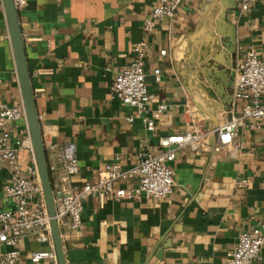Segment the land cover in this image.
<instances>
[{"label":"crops","instance_id":"crops-1","mask_svg":"<svg viewBox=\"0 0 264 264\" xmlns=\"http://www.w3.org/2000/svg\"><path fill=\"white\" fill-rule=\"evenodd\" d=\"M153 3L25 0L16 9L41 142L74 144V186L90 181L116 157L121 170L132 167L141 141L152 147L160 136L191 130L187 109L199 129L211 131L238 114L231 97L237 53L250 44L264 59V0H247L246 10L242 0H185L173 17L145 34L142 23ZM142 40L148 45L144 81L153 96L148 113L157 103L167 105L152 131L137 119L126 122L133 108L109 99L113 78ZM225 63L229 67L222 69ZM0 104L22 107L1 0ZM9 125L6 146L16 151L21 169L35 167L25 120ZM213 143L210 132L201 147L175 152L167 163L171 192L160 201L141 195L84 200L80 229L60 231L64 264H224L241 231L260 225L264 237V118L247 121L233 145L217 153ZM9 182L10 172L0 161V209L10 207L2 199ZM136 183L131 178L115 185ZM51 250V238L39 242L27 236L15 264H57L29 260L33 251ZM254 264H264V242Z\"/></svg>","mask_w":264,"mask_h":264},{"label":"built area","instance_id":"built-area-1","mask_svg":"<svg viewBox=\"0 0 264 264\" xmlns=\"http://www.w3.org/2000/svg\"><path fill=\"white\" fill-rule=\"evenodd\" d=\"M184 1L154 0L149 15L143 20V32L148 34L158 21L173 17ZM12 2L15 9L25 5V0ZM240 8L247 9V0H242ZM147 47L145 40L132 47L131 60L124 69L116 73L109 86V99L133 108L134 115L125 117L126 122L131 123L137 119L145 131H152L167 105L157 103L148 113L147 106L153 102V96L147 91L143 73ZM159 53L163 55V51ZM152 72L154 79L158 80V70L153 69ZM231 97L239 104V113L231 115L212 131L199 129L193 112L187 109L192 124L191 130L160 136L152 147H147L144 141H141V150L137 153V161L132 167L121 170L116 163V157L114 163L105 165L90 181L79 186L72 184V179L77 173L74 144L45 142L42 146L46 150V167L54 207L53 218L59 236L61 230L80 229L82 202L89 197H96L99 201L106 198L113 201L131 200L138 195L155 202L164 199L170 194L173 185V172L167 163L174 159L177 150L185 147L195 150L201 147L205 137L213 132L212 151L217 153L233 145L238 128L245 126L247 121L257 122L264 118V59L257 57L250 44L237 53L233 67ZM20 119H24L22 107L0 104V161L6 164L10 172V182L2 193L3 201L10 207L0 209V264H15L18 261V245L27 236L39 242L50 241L49 217L36 169H21L16 151L6 146L11 132L9 123ZM131 178L137 181L133 187L123 188L115 185L117 181ZM239 183H243V180ZM260 229V225H253L241 231L232 248L225 253L224 264H254L259 259V250L264 242ZM29 260L55 261V254L53 250L33 251Z\"/></svg>","mask_w":264,"mask_h":264},{"label":"water","instance_id":"water-1","mask_svg":"<svg viewBox=\"0 0 264 264\" xmlns=\"http://www.w3.org/2000/svg\"><path fill=\"white\" fill-rule=\"evenodd\" d=\"M1 2L3 13L5 15L7 23L8 38L11 45V51L21 96V104L24 112V120L27 127L34 166L36 169L37 179L45 204L46 212L49 217V233L52 247L57 264H64L59 230L53 218L54 207L52 203L49 176L46 167L45 154L40 138L37 116L34 109L33 95L30 88L28 72L24 60L23 42L20 35V28L17 23V13L15 7L13 6L12 0H1ZM224 48L227 53H229V42L224 44ZM229 64L230 63H225L222 69L228 68Z\"/></svg>","mask_w":264,"mask_h":264}]
</instances>
